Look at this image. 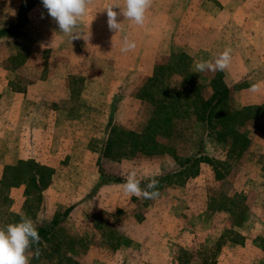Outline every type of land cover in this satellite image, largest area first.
Returning a JSON list of instances; mask_svg holds the SVG:
<instances>
[{
    "label": "crops",
    "instance_id": "obj_1",
    "mask_svg": "<svg viewBox=\"0 0 264 264\" xmlns=\"http://www.w3.org/2000/svg\"><path fill=\"white\" fill-rule=\"evenodd\" d=\"M0 2V30L13 26L21 30L20 34L3 35L0 40L9 36L21 40L27 28L38 31L52 27L57 32L47 34L55 38L49 44H54L55 53L62 50L68 60L114 61L108 69L111 76L119 71L133 76L134 72H127V68L133 67L134 60L144 59L147 64L137 69V75L146 76V85L155 78L157 68L162 64L155 62L158 56L155 54L159 51L150 55L144 47L146 38L149 42L148 37L135 41V33H139L135 29H142L145 33L143 29L150 27L146 19L142 25H136L118 15L120 31L109 30L106 9L115 5L123 7V0H88V14L78 22L72 34L60 32L41 0ZM254 5L249 6L250 11ZM261 7L253 9L255 14H260L257 17L259 21L256 19L249 27L242 22L234 26L244 29L243 32L246 28L252 29L244 40L243 33L241 37L236 33L239 36L237 43L228 38L230 25L224 23L223 17L229 8L224 4L215 8L212 3L201 14L207 16L205 25L204 22L193 25V28H201V34H205L206 38H217V43L207 46L204 55L192 46L189 53L191 60H214L227 48L231 49V62L222 71L197 72L203 82L199 83L201 86L195 85V94H191L193 100L190 106H194L195 110L187 115L191 125L187 131L179 133L177 130L180 115L174 121L170 119L169 130L164 127L152 135L159 146L164 144L162 137L166 135L178 137L175 146L185 140V148L177 151L188 155L177 162L176 168L163 170L158 164L167 156L166 150L156 152L154 148L145 151L140 148L137 157L126 151L133 147L135 139L151 137L153 130L150 129L157 119H139L141 125L144 124L141 130L135 125V119H116L119 103V96L114 93L116 90L109 89L115 94L110 98L113 101L109 104L110 111H102V103H83L85 92L103 90L96 84L87 87L85 76L102 75L101 71L98 73L66 65L61 58V66L57 69L46 67L30 71V75L36 76L39 71V75L44 77H35L21 90H5L8 83H1L0 227L15 223L14 219L18 221L23 216L30 217L37 228L51 224L54 218L60 216L63 219L61 235L65 236V240L79 236L74 245L78 254L73 255L77 264H102L91 256L92 252L100 251L95 249L94 244L81 247L82 242H87L86 236L101 238L107 235L113 236L109 245L95 243L104 250L120 253L123 248V252H130L128 254L132 253L134 257L140 253L143 257L153 254L151 260L148 256L141 262L136 261L139 264H264V83L260 92L248 91L251 84L264 82V21L261 18H264V8ZM113 11L119 13L120 10L114 7ZM149 11L150 8L146 13ZM215 12L216 16L222 17V23L214 21ZM254 26L259 29L253 38ZM73 35L76 38L73 39ZM125 37L134 41L136 47L139 45L141 53L135 54L136 47L122 53L120 49ZM33 42L34 39L30 43ZM48 48L46 50L50 52L51 48ZM107 52L108 56L100 55ZM20 53H15L13 60L21 59L15 67L23 70L21 61L24 59L27 63L32 58L28 47ZM35 54L33 58L37 60L38 51ZM54 59L60 60L53 55L47 58L48 63ZM192 66L194 63L191 62ZM219 74H222L229 91L223 106L226 118L222 128H211L198 119L197 106L200 100L212 98L211 82ZM39 103H44L40 112L45 119L37 114L35 105ZM82 107L84 110L81 112ZM88 111L99 116L82 119ZM212 122L215 123V119ZM223 128L232 132L219 138ZM111 139H121L122 148L115 147L112 157H105L106 146ZM196 158L206 160L202 159L196 165ZM186 160L189 162L186 163ZM132 169L137 171L141 188L154 178L158 181L156 190L159 192L165 187L163 184L167 180L163 179L167 175L176 180L174 187L179 194L172 197L168 207L172 213L149 216L150 209L163 200L161 196L146 199L124 193L121 185ZM135 202L141 207L134 205ZM4 208L7 211H3ZM8 210L11 216L7 218ZM75 220L84 222L87 230L74 231ZM153 236L160 237L159 245L151 244ZM167 242H172L173 248L170 243L166 248ZM67 256L70 257V252ZM56 261L46 259L39 264ZM55 264H59L58 261Z\"/></svg>",
    "mask_w": 264,
    "mask_h": 264
},
{
    "label": "rangeland",
    "instance_id": "obj_2",
    "mask_svg": "<svg viewBox=\"0 0 264 264\" xmlns=\"http://www.w3.org/2000/svg\"><path fill=\"white\" fill-rule=\"evenodd\" d=\"M1 1V0H0ZM214 3V7L218 8L224 4L225 7L229 8V12H226L223 17L224 23H228L230 25V28L227 29L229 31L230 36L228 38L231 41H235V43L238 42V37H241V34L243 33L242 39L244 40L245 37L249 34V30L252 31V29L246 28L245 32L244 29L239 28V26L234 27L237 23L241 24V22L247 23L248 27L255 23L258 16H260L259 13L255 14L256 11H253V9H257V6L261 5V8H264V0H219L214 1L213 0H169V2L165 0H158L153 1L150 3V10L149 13H145V19L150 22V27L143 29L145 33H142V29H135L139 33L136 35L135 33V41L138 42V39L141 37H148L149 42L147 43L146 39L144 40L145 44L144 47L150 51V55H153L159 51V54L157 58H155V62L159 61L161 64L156 71V80L154 82L147 83L146 85V76H139L137 75L139 67H144L147 64V61L143 60H134L133 67L131 69L127 68V72H134L133 76L125 75L124 72L119 71L117 75H110L109 70L113 64L114 61L109 60H68L65 59L64 53L62 50H60L58 53H55L53 50L54 44L49 45L51 42V36L47 34V32L56 33L57 30L55 28H40L38 31L36 29L27 28L24 36L21 38V40L14 39V37H4L2 40H0V92H1V83L4 82L6 85L5 90H21L25 85H27L29 82L33 81L34 78H43L44 76L39 75V71L37 72L36 76L30 75V71H33L39 68H46L49 67V69H57L60 64L63 63L66 65H71L75 67H80L82 69L86 68L88 70L94 71V72H102V75H89L85 76L87 79V87L90 85H100L102 87L101 92H85V99L83 100L86 105L87 104H97L102 103V111H110V98L111 95H115L114 93L119 96V103L117 106V114L116 119H135V125L137 126L138 130H141L142 126L141 121L139 119H153L157 112H160L159 102L161 105H172V107L175 109L172 112H168V117L171 118L173 121L175 120L176 116L182 115L181 119H177V130L179 133H181L184 130H188L189 127H191L189 123V117L187 115L192 113L191 111H194V106L191 107L190 103L193 100V97L191 94H195V85H200L199 83H202L203 81L199 80V74L194 71V66L191 67V62L194 63L193 60L190 59L189 53L192 51V46H194L193 49H197L199 52H201L203 55L205 53L206 47H210L213 44L217 43V38H212L209 36V38H206L205 34H201L202 29L201 28H193V25L200 24L201 22H205L208 20L207 16H202L201 14L205 13V11L208 10L209 6ZM223 3V4H222ZM254 8H251V11L249 9V6H253ZM246 9L245 11H243ZM0 15H1V2H0ZM216 16V12L214 13ZM1 17V16H0ZM39 17V16H38ZM264 21V18L261 17ZM153 19V20H152ZM259 21V19H257ZM214 21L218 23H222V17L216 16L214 17ZM238 24V25H239ZM255 25V24H254ZM220 27V24H218ZM256 26H259V24L256 23ZM1 29V28H0ZM259 27L254 26L255 34L253 35V38L256 35L257 30ZM215 30V29H214ZM198 31V34L197 32ZM30 32V33H29ZM32 32V33H31ZM36 34L35 36H31V34ZM236 33L239 36H236ZM196 37V39H195ZM32 38V39H31ZM19 39V38H18ZM34 39L33 43L32 42ZM55 38H53L54 41ZM193 41V42H191ZM141 42V41H139ZM81 46V45H80ZM28 47L29 54L32 60H26L23 59L21 61V65H23V70L20 69L16 64L20 62L21 59L18 61L13 60V56L15 53L21 54V51H24L25 48ZM47 47H50L51 50L48 52L46 50ZM83 47V43H82ZM18 48H22L19 49ZM39 48V50L37 49ZM48 48V49H50ZM141 47L138 45L135 48V51L138 53H141ZM38 51V58L37 60H34L33 56L36 55L35 53ZM54 53H53V52ZM56 55L60 60H52L50 63H48L47 58L49 56ZM66 55V54H65ZM100 55H109L107 53H101ZM144 55V54H143ZM181 55H184L185 57L181 59ZM61 58L62 61H61ZM182 60V61H181ZM199 58L197 61H200ZM144 61V62H143ZM26 63V64H25ZM119 67L121 66L118 64ZM149 65V64H148ZM193 65V64H192ZM177 69H179L177 71ZM21 71V72H20ZM41 71V70H40ZM179 71L181 74H179ZM34 72V71H33ZM22 73V74H21ZM195 75L198 76L197 80L195 79ZM146 78V79H145ZM198 81V84H196ZM195 82V83H194ZM144 85H146V88H143ZM203 85V84H202ZM90 88V87H89ZM113 88L116 90L114 93L109 92V89ZM127 89V90H126ZM190 91V92H189ZM193 91V92H192ZM108 92V93H107ZM142 98V99H141ZM174 104L176 107H174ZM1 105V103H0ZM36 106L37 114L45 119V116L41 114L40 111L44 109V103H39ZM76 109V108H73ZM83 107L81 108L82 112ZM0 113H1V106H0ZM74 112L71 113L73 115ZM81 114V113H80ZM99 115L96 112H85L84 118L82 119H90V118H97ZM161 116V115H160ZM133 117V118H132ZM159 117V113L157 115ZM162 117V116H161ZM80 118V117H79ZM81 119V118H80ZM187 123V124H186ZM134 125V126H135ZM175 132V128H173ZM173 133V131H172ZM199 133H201V130H199ZM204 133V132H203ZM203 135V134H202ZM162 139L164 140V144H161L157 148L154 149V151L162 152L163 150H166V157L162 158V162L158 163L162 165L163 170H168L169 168L177 167V162L179 160L184 159L187 157L188 154L180 153L177 151L179 148L184 149L187 145L185 140H181V143L178 145H174L177 141V136H163ZM141 141V140H139ZM134 148V149H133ZM165 148V149H164ZM176 148V150H175ZM140 150L139 147H129L126 149V151H131L132 157H137V152ZM140 157H147V158H153L148 157V155L143 156L139 155ZM138 156V157H139ZM151 156V155H149ZM192 156V155H191ZM156 159V158H155ZM132 160V159H131ZM139 160V159H137ZM146 162V161H143ZM115 165V164H114ZM142 165V164H141ZM140 166V164H139ZM157 169V168H154ZM150 171H153V168L150 167ZM174 184H176V180L173 178H170L166 181L165 184H163V189H159V196L163 198V200L159 201V204L157 206H153V209H150L151 215L154 216L158 213L161 214H169L172 213V210H169V204L171 202L172 197H174L176 194H179V191L174 187ZM134 205H137L135 202ZM139 208L141 205H137ZM145 209V208H142ZM173 209V208H170ZM3 211H7V208H4ZM8 215L6 217L8 218L9 210L7 212ZM14 222H18L15 221ZM171 224V223H170ZM1 225V221H0ZM171 227V225H170ZM70 230L69 228H67ZM74 231H86L85 223L84 222H78L75 220L73 225ZM72 229V230H73ZM71 231V230H70ZM79 237V236H78ZM78 237H72L70 239V242L72 241L75 245L78 241ZM85 237V236H84ZM113 236L107 235L99 237H93V236H86L87 242H82L83 248L85 245H89V243H92L95 245V249H99L100 251H95L91 253V256L93 259L102 262V264H131L132 262L137 263L136 261L141 262L143 259L147 258L149 256V259L151 260L153 258V254L149 253L148 255L135 254L136 257H134V254H128L130 252H123L124 249L120 253L117 251L111 252L104 250V248H100L98 245H96V242H99V245L101 244H110L109 241ZM160 237L153 236V241L151 239V244L159 245ZM171 244L173 248L172 242H167L165 244L166 248L169 247L167 244ZM137 244V243H136ZM80 248V254H82V250ZM152 250V249H151ZM73 257V255L70 253V257ZM100 256V257H99ZM155 256V255H154ZM176 256L178 254L176 253ZM99 257V258H97ZM180 258H177L176 260H179ZM57 262V261H56ZM54 262L53 264H55ZM63 264H65V261H63Z\"/></svg>",
    "mask_w": 264,
    "mask_h": 264
},
{
    "label": "clouds",
    "instance_id": "obj_3",
    "mask_svg": "<svg viewBox=\"0 0 264 264\" xmlns=\"http://www.w3.org/2000/svg\"><path fill=\"white\" fill-rule=\"evenodd\" d=\"M41 3L47 9L49 16L56 21L60 32L65 34H72L78 22L88 14V0H41ZM150 3L151 0H123V7L109 6L106 9L109 30L115 33L120 31L121 22L117 20L118 15H122L136 25H142ZM114 7L120 10L119 13L113 11ZM74 38H76L75 35H73ZM135 47V42L125 37L120 50L122 53H127ZM230 62L231 49L226 48L214 60L194 61V71H222L229 66ZM262 83L264 82L251 84L248 91L260 92ZM157 184L158 181L153 178L141 188L137 171L132 169L127 173L121 187L126 195L154 199L159 195L156 190ZM40 239L35 223L30 217L22 216L18 222L0 227V264H30L29 248L39 243ZM36 255H39V249H36Z\"/></svg>",
    "mask_w": 264,
    "mask_h": 264
},
{
    "label": "trees",
    "instance_id": "obj_4",
    "mask_svg": "<svg viewBox=\"0 0 264 264\" xmlns=\"http://www.w3.org/2000/svg\"><path fill=\"white\" fill-rule=\"evenodd\" d=\"M21 30L18 26H13V27H8L5 29L0 30V38L3 35L6 34H20ZM184 55H181V59L184 58ZM182 61V60H181ZM179 69H177L178 71ZM182 72V71H179ZM156 80V75L155 78L150 79L149 82H154ZM211 87L213 89V95L212 98L208 101L200 100L199 105L197 106V117L200 119L203 123L207 124L209 127L212 128V126H221V128L224 126V119L225 114L223 111V106L226 104V100L228 98V89L224 85L222 74H219L217 78H215L211 82ZM198 92H199V87H197ZM174 107L175 104H174ZM160 112H157L155 117L153 119L155 120V123L152 125L151 130H153L150 133L149 138H143L141 141L136 140L133 142L132 146L137 148H141V150L145 151L146 149H155L159 146L158 142L154 139L152 136L154 133H157L158 130H161L165 127L166 130H169L170 125V119L168 117V112H172L175 110L172 105H161L159 102V107ZM159 113V117H157ZM162 117H161V116ZM232 117H230L231 119ZM161 119V120H160ZM212 119H215V123L212 122ZM229 119V117H228ZM153 128V129H152ZM168 132L169 131H165ZM232 132L223 130L220 132L219 138H223L227 133ZM123 141L121 139H111L107 143V150L105 152V157H112L111 154L113 153L114 148L119 149L122 148V143ZM203 158L195 159V164L198 165V163L202 160ZM204 161L206 159H203ZM186 163L189 162V160L185 161ZM171 175H167L165 179L163 180H168L170 179ZM18 220V219H17ZM19 221V220H18ZM63 222V219H61L60 216L54 218V220L51 222V224L47 226H42V227H37L39 236H40V241L39 243L30 246L29 252L31 255L29 256V261L30 264H39L41 261L48 260L50 261H55L57 260L59 264H62L63 261H65V264H77V262L74 261L73 257H68L67 252H70L72 255H77L78 252L74 248V244L70 239L67 238L65 240V236L61 235L62 233V227L61 224ZM45 245V246H44ZM36 249H39V255H36Z\"/></svg>",
    "mask_w": 264,
    "mask_h": 264
}]
</instances>
